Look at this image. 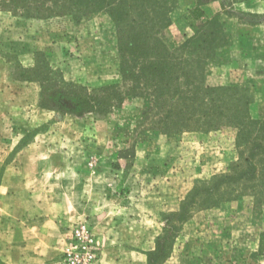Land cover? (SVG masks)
<instances>
[{"label": "rangeland", "instance_id": "374dc122", "mask_svg": "<svg viewBox=\"0 0 264 264\" xmlns=\"http://www.w3.org/2000/svg\"><path fill=\"white\" fill-rule=\"evenodd\" d=\"M147 1L170 19L169 47L202 44L208 19L177 12L189 0ZM219 1L224 15L206 29L218 31L203 56L206 84L242 88L250 119L264 121V0ZM38 62L90 90L123 84L107 11L38 17L0 8V264H60L65 230L83 219L100 246L96 264H148L166 217L197 187L231 173L238 129L165 131L143 117L145 97H128L106 116L43 108L40 82L28 77ZM256 192L225 185L194 197L162 264H264V195Z\"/></svg>", "mask_w": 264, "mask_h": 264}, {"label": "trees", "instance_id": "16d2710c", "mask_svg": "<svg viewBox=\"0 0 264 264\" xmlns=\"http://www.w3.org/2000/svg\"><path fill=\"white\" fill-rule=\"evenodd\" d=\"M0 8L26 16L70 14L75 18L105 10L117 26L123 84L90 90L67 82L48 62H38L28 77L40 82L41 107L106 116L128 97H145L149 105L143 117L157 118V126L165 131L238 129L237 144L242 150L231 173L197 187L179 212L166 217L163 234L148 253V264H162L166 259L178 224L191 216L194 197L217 194L225 185H244L264 195V121L250 119L252 99L242 88L206 84L203 56L213 50L218 38L216 29L206 30L209 19L203 25L201 45L172 49L164 40L169 17L147 0H0Z\"/></svg>", "mask_w": 264, "mask_h": 264}, {"label": "built area", "instance_id": "2783aa9c", "mask_svg": "<svg viewBox=\"0 0 264 264\" xmlns=\"http://www.w3.org/2000/svg\"><path fill=\"white\" fill-rule=\"evenodd\" d=\"M60 264H96L101 254L92 225L87 219L66 229Z\"/></svg>", "mask_w": 264, "mask_h": 264}, {"label": "crops", "instance_id": "0c3cea01", "mask_svg": "<svg viewBox=\"0 0 264 264\" xmlns=\"http://www.w3.org/2000/svg\"><path fill=\"white\" fill-rule=\"evenodd\" d=\"M242 13H238V15H243V14H256V11H250V9H241ZM191 11H200L202 12V18H206L209 20L212 19H218L220 17V15H224L221 14L222 13V4L219 0H206V2H200V0H189V4L185 5V4H181V6L178 8L177 12L179 15L185 14L187 12H191ZM199 12V13H200ZM237 20H239V18L236 17ZM185 20V19H184ZM186 21V20H185ZM188 22V21H186ZM243 26H250V25H243ZM188 31L184 30L181 34L182 37H184V39H186V36H190V32L192 31L190 26L188 25ZM185 34H187L185 36ZM171 48V47H170Z\"/></svg>", "mask_w": 264, "mask_h": 264}]
</instances>
